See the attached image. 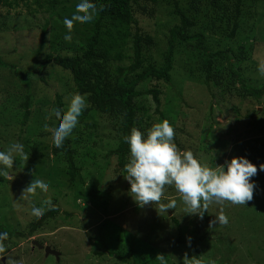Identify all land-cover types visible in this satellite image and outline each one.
Returning a JSON list of instances; mask_svg holds the SVG:
<instances>
[{
  "label": "rangeland",
  "instance_id": "obj_1",
  "mask_svg": "<svg viewBox=\"0 0 264 264\" xmlns=\"http://www.w3.org/2000/svg\"><path fill=\"white\" fill-rule=\"evenodd\" d=\"M78 2L79 0L76 1V3ZM244 3L248 5V7L243 6L246 19L241 22L240 31L234 43L256 45L254 55L249 59L251 70H249L250 73L247 70V73L253 74V78L263 80L264 74L252 69L253 65L257 69L264 65V41H259V39L264 38V35H261L264 32V6H261L262 3L249 0H245ZM68 6L71 5H65V9L57 7L55 13L50 17L52 25H48L50 33L46 35L42 53H45L50 44L54 43L57 38H64L67 33L68 30L63 25V19L71 17L67 13ZM142 6L148 12L153 10L152 13H154L150 17H148L149 15L138 17V22L142 30L147 32L154 40L155 45L150 53L156 65H159L167 46L169 29L176 24V20L172 21L169 18L168 13L171 11V7L168 4L163 3L154 7L146 4ZM29 8L34 9V6L19 2L17 7L8 10L2 8L0 11V61L8 65H14L19 73L34 71L32 69L31 52L40 45L39 32L37 31L47 21L45 18L48 16L45 15L43 19L35 16L37 21L32 22V18L28 16ZM58 15L61 19L57 17ZM141 18L143 19L141 20ZM34 27H37V29ZM77 33L76 30L73 35H77ZM73 35H71L72 38H74ZM254 38L259 39L255 42L253 41ZM180 54L177 55L174 63V81H172V84L175 93H178L177 89L180 86L179 95L181 100H179L177 112L180 111L183 115H189L187 118L188 123L187 121H177L175 123L185 131L181 133H184L183 136L179 135L178 132L176 137L180 143L182 142L184 151L191 150L194 157L203 165L215 167L216 154L194 151L197 149V145L194 144L192 145L194 149L191 147L188 149L187 142L186 145H183L186 134H191L194 131L200 134L204 131L203 136L209 137L208 140L211 143L210 151L215 152L216 148L222 151L218 154L220 158V162H217L218 165L231 158L235 141H246L251 137L258 136L264 142V104L259 107L254 101L223 98L219 96L218 90L211 89L208 92L199 84L200 82H184L183 71L184 64H186V55ZM124 63H127V61ZM12 71L0 70V107L3 106V100L8 98L6 105L8 109L13 110L15 108L13 104L16 103L13 102L15 97L13 99L12 95H17V101H21L25 95H30L32 100L30 113H32V117H35L36 111L46 112L48 115H46L44 123H49L52 126L53 108L51 106L55 100V93H62L64 88L63 84L59 83V77H55L59 81L57 79L55 81L46 79V84L37 79L31 80L29 88L21 84L17 78L13 80L16 86L10 87V84H6L4 79L11 81L9 77L13 73ZM50 71L49 68L48 72ZM5 84L8 90L4 87ZM161 90L163 93L161 103L165 105L167 97L172 92L170 87L166 86H162ZM28 92L29 94H26ZM42 95L47 97V101ZM67 98V96L64 98L66 106L68 103ZM145 99L151 107L150 98L146 97ZM230 104H235V107L238 108L237 116L233 114ZM210 106L215 108L212 115L209 109ZM40 109L42 111H39ZM247 110L249 111L247 112ZM255 110L258 112L255 115L257 116L255 121L260 122V128L254 133L253 129L248 130V119L246 117L248 114H253ZM150 111L152 112V109ZM32 117L29 118L26 123L28 127L23 132L19 130L18 123L11 121V118L9 123L6 118L0 115V124H2L0 125V150L6 149L13 142L23 144L25 140L33 141L35 139L33 135L38 131L41 132L45 124L42 122L38 125V119ZM87 123L90 124V121H87ZM210 125H212L211 134L213 138L210 137L211 134L209 133ZM38 126H42V128ZM101 126L99 125V131L103 132ZM231 129L236 130L238 134L241 132L240 137L236 138L237 135L235 132H230ZM73 130L74 132L72 131L67 137L71 141V146L75 144L74 138L77 134L81 136L79 142L81 141V144L84 143L83 145L86 146L78 149L79 166L82 168L85 186L83 187L85 190L81 189L79 192L84 197L87 194V188H89L100 193L99 197H107L96 202V204H92L89 200L77 201L78 207L75 204L72 207L71 201H73L74 194L70 195L69 190L63 188L62 178L65 177V173L60 171L61 165L55 163L59 159L50 157L45 161H37L33 159L31 153H26L28 155L26 160L29 166L28 169L33 170L32 173L31 171L25 173L26 166L24 163L18 164L19 160H15L13 170H10L9 173L10 176L6 177L9 182L2 180L3 177H0V232H4V228H9L12 231L23 233L25 237L29 233L32 236L27 239L15 237L7 239L4 243L5 252L0 253V264H113L107 255L102 258L95 257L91 252V248L95 249V244H97V247L100 246L99 241H91V238L97 234L98 226L106 221V218L113 226L108 227L110 228L108 233L106 231L108 228L105 230L106 232L98 233L99 236L96 237V240L99 237L102 238L101 245L107 247H114L115 245L119 247L122 244L130 243L125 249L130 250L131 244L136 250L139 248L140 251L136 253V256L139 260L140 258L144 259L145 264H160L157 255H163L165 264L263 263L264 180L261 178L262 176L256 174L252 178L256 185L253 199L247 201L244 205H236L238 206L236 210L240 211V214L243 211L246 212L241 216L231 214L232 207L235 205L228 201L221 204L210 203L205 218L195 214H187L189 209L174 185H165L164 193L159 202H150L147 205L138 206L134 201V194L129 190V183L124 178L126 175L118 171L116 159L114 157L104 158L105 153L113 147L112 137L102 136L100 138L103 139L106 146L100 148L97 146V152L99 153L97 155L95 150H92L95 138L83 135L78 128ZM246 130L249 131V134ZM44 131L48 133L47 138L36 139L37 143L41 141L37 148L43 149V142H45L44 150L49 153L51 150V137L48 131L45 129ZM91 132L93 133L92 130ZM225 143L227 145L224 147ZM258 145L259 143L256 144V146ZM100 150L103 152L100 153ZM84 154L86 156L83 157ZM57 170L60 172H56ZM55 172L58 175H55ZM30 175L33 179H46L49 188L46 192L37 190V194L29 200L21 196V193L30 182L31 179H28ZM53 197L57 199L56 205L59 207L58 214L54 217L55 220L50 223L45 222L42 228H37L34 232H31L29 224L35 222V218L31 215L29 205L32 206L33 203H40L44 199ZM170 200L176 201V207L162 210V207ZM97 204L100 205L98 208L95 206ZM85 208L92 209L96 214ZM104 209L108 212L107 217L105 211H103ZM221 209L228 217V222L226 224L216 223L209 227L210 221L215 219ZM233 209L235 210V207ZM67 214L70 215V218L67 217ZM172 218L178 221L182 229L180 233L182 243L177 244L179 234H177ZM122 228L126 230L119 231ZM115 232L119 234L117 239V233ZM200 237H202L201 242L198 241ZM33 239L53 247L59 253V261L52 255L45 257L42 251L34 250L32 252L29 241ZM122 252L120 251V254ZM133 256L134 253L128 255L130 262L134 259ZM1 259H3V262Z\"/></svg>",
  "mask_w": 264,
  "mask_h": 264
},
{
  "label": "trees",
  "instance_id": "obj_2",
  "mask_svg": "<svg viewBox=\"0 0 264 264\" xmlns=\"http://www.w3.org/2000/svg\"><path fill=\"white\" fill-rule=\"evenodd\" d=\"M76 1L0 0V11L2 8L8 10L17 7L19 2L34 6V9H28V16L32 18V22L37 21L35 16L43 19L45 15H48L45 18L47 21L37 31L39 32L40 45L31 52L32 69L34 71L19 73L14 65H8L1 61L0 70H13L9 77L11 81L4 79L6 84H10V87L16 86L13 80L17 78L21 84L29 88L31 80L37 79L46 84V79L55 81L57 79L55 77H59L60 81L57 80L63 84L64 88L62 93H55V100L51 107L53 109L60 108L61 113L67 107L64 102L65 96L69 97L77 92L85 96L87 107L78 118L76 128L83 135L95 138L92 150H95L97 155L99 154L97 146L99 148L106 146L103 139L100 138L102 136L112 137L113 147L105 153L104 158L114 157L119 173L122 172L127 175L125 165L128 163L130 152L124 137L130 133L133 127L146 134L154 123L166 119L174 129V142L177 149L180 152L184 151L182 142L180 143L176 137L178 134L183 136L184 133H181L185 131L175 123L177 121H187L188 123L187 118L189 115H183L180 111L177 112L179 100H181L179 95L180 86L179 89L176 87L178 93H175L172 84V81H174V63L177 55H181L180 53L186 55V64H184L183 71L184 82H200L199 84L208 92L211 89L218 90L219 96L223 98L254 101L259 107L264 104V79L253 78V74L247 73V70L249 73V70H251L249 59L254 55L256 45L254 43V46L249 43L245 45L234 43L240 31V24L246 19L243 6L248 7V5L244 3L245 0H92L96 4V15L88 23L74 22L70 35L76 33V30L78 33L73 35L74 38L71 37L73 42L71 40L66 41L64 38H57L54 43L50 44L48 50L42 53L46 35L50 33V29H48V25L52 23L50 17L55 13L57 7L65 9L67 4L71 5L68 6L67 13L72 15L75 11ZM249 1L259 2L262 3L261 6H264V0ZM163 3L171 7L168 16L172 21L176 20V24L169 29L167 46L162 55V61L159 65H156L150 53L155 45L154 40L139 26L138 17L144 15L150 17L154 14L152 13L153 10L148 12L142 5L146 4L154 7ZM57 17L61 19L59 15ZM34 28L37 29V27ZM261 35H264V32ZM258 39L254 38L253 41L257 42ZM259 41H264V38L259 39ZM126 61L127 63H124ZM49 68L51 69L50 72H48ZM252 70L260 72L255 65H253ZM222 80L224 81L222 82ZM6 84L4 87L7 89ZM162 86L170 87L172 92L167 97L165 105L161 103ZM26 94H29V92ZM6 96L8 97L7 94ZM44 96L42 95L47 101V97ZM11 97L13 99L15 97L13 100L16 103L13 104L15 108L13 110L8 109L6 105L8 98L4 99L3 106L0 107V115L6 118L9 123L11 121L18 123L19 130L24 132L28 127L26 123L32 117V113H30L32 100L30 95L23 96L21 101H17V95ZM146 97L150 98L151 107L145 99ZM217 102L219 103V101ZM230 107L233 114L237 116L238 108L235 107V104H230ZM150 109H152V112ZM209 109L212 115L215 108L210 106ZM257 114L258 112L255 110L253 114H248L246 117L248 119V130L253 129L254 133L260 128V122L255 121L257 118L255 115ZM46 115H48L46 112L36 111L35 117L38 119V125L44 123ZM52 119V125H54L58 117L53 115ZM87 121H90V124ZM48 125L50 126L49 123ZM99 125H102L101 128L105 133L99 131ZM39 128H42V126ZM44 129L33 135L35 138L33 141L25 140L23 142L24 152L31 153L33 159L37 161H45L50 157L59 159L55 163L56 165L60 164V171L65 173V177L62 178L63 188L69 190L70 195L74 194L71 206L73 207L74 204L77 206V201L81 200H89L92 204H96V202L106 198L107 196L99 197L100 193L89 188H87V194L84 197L79 192L81 189L85 190L83 188L85 186L82 168L79 166L78 149L86 147L83 145L84 143L79 142L80 134H77L74 138L76 146L75 144L71 146V141L66 138L61 148L57 149L51 141V150L48 153L44 150L45 142H43V149L37 148L41 144V141L37 143V140L47 138L48 133ZM209 130L211 134L212 125L209 126ZM248 130L246 132L249 134ZM72 131L74 132V130ZM230 132H235L236 138L240 137L241 132L238 134L236 130L232 129ZM203 134H205L204 131L200 134L197 131L186 134L183 145H186L187 142L188 149L190 147L194 149L192 147L194 144L197 145V149L194 151L216 154V166L218 165L217 162H220L218 154L222 151L218 148L215 152L210 151L209 137H205ZM210 137L213 138V135L211 134ZM188 139L189 141H187ZM235 142L231 157L244 156L257 167L264 163V142L260 137L254 136L246 141L237 140ZM258 143L259 145L256 146ZM226 145L227 143L224 147ZM102 152L100 150V153ZM82 156L84 157L86 154ZM15 160H19L18 164L24 163L26 166L25 173L33 172V170L28 169V162L24 158L16 156ZM60 171L57 170L56 172L59 173ZM56 172L55 175H58ZM257 174L262 176L261 178L264 180V171H260L259 167ZM31 178L30 175L28 179ZM2 180L9 182L6 177H3ZM51 201L54 208L51 210L46 209L44 215L34 217L35 222L29 224L31 232H34L37 228H42L43 223H50L55 220L54 217L58 214L59 207L56 205V198H51ZM95 206L98 208L100 205ZM238 206H233L235 210L232 207L231 214L233 216H241L246 213L243 211L240 214V211L236 210ZM29 207H32L31 204ZM88 210L96 214L92 209ZM103 211H105L107 217V210L104 209ZM67 217L70 218V215L67 214ZM202 217H206V212ZM172 221L177 234H179L177 244L182 243V236L180 235L182 229L177 220L172 218ZM110 226H113V224L109 223L108 218L98 226L97 234L91 238V241H99L100 246L97 247V244H95V249L91 248L93 255L101 258L107 255L113 264L120 262H124L123 264H145L144 259L140 258L139 260L136 256V253L140 251L139 248L136 250L131 244L130 250L125 249L130 243L122 244L119 247L118 245L107 247L101 245L102 238L99 237L96 240V237L99 236L98 233L101 234L106 231L108 233L110 231L108 227ZM125 230L122 228L119 231ZM4 232L8 233L7 239L24 236L22 233L12 231L9 228H4ZM115 233H117V239L119 234L118 232ZM198 241L201 242L202 237ZM198 241L196 240L197 245ZM132 253H134V259L130 262L128 255L130 256ZM262 264H264V259Z\"/></svg>",
  "mask_w": 264,
  "mask_h": 264
},
{
  "label": "clouds",
  "instance_id": "obj_3",
  "mask_svg": "<svg viewBox=\"0 0 264 264\" xmlns=\"http://www.w3.org/2000/svg\"><path fill=\"white\" fill-rule=\"evenodd\" d=\"M96 15V4L92 0H79L75 4V11L71 17L63 19V25L68 30L64 36L66 41L71 40V31L76 21L83 23L91 22ZM264 74V65L259 67ZM67 108L61 113L60 108L53 109V115L58 117L54 125H44L50 133L52 144L59 149L65 139L71 134L78 124V118L87 107L86 97L80 93H73L68 98ZM129 147V160L125 165L127 173L124 178L129 183V190L134 194V201L138 206H144L150 202H159L165 190V185H174L177 192L181 194L184 204L188 207L187 214H195L202 217L207 211L208 205L215 202L221 204L224 201L234 205H244L253 199L255 182L258 167L264 171V163L258 167L251 163L244 156H233L225 160L223 164L209 167L203 165L194 157L191 150L180 152L174 142V129L168 120L154 123L145 133L133 127L130 133L124 137ZM20 156L27 160L28 155L24 152V145L20 142L10 143L6 149L0 150V177L10 176L13 170L15 157ZM49 183L44 178H31L30 182L22 190L21 196L31 199L37 194V190L46 192ZM80 202V201H78ZM77 202V204H78ZM176 201L170 200L162 210L174 209ZM54 208L50 198L40 203H33L31 215L39 217L44 215L46 209ZM228 217L223 210L218 213L209 227L216 223L226 224ZM54 233V232H53ZM23 235V233H22ZM29 233L26 237L31 238ZM8 233L0 232V253L5 252L4 241ZM35 242L38 246H33ZM30 249L44 252L45 257L52 254H45V248L59 253L50 245L39 243L35 239L29 241ZM160 264H165L163 255H157ZM3 262V259H1Z\"/></svg>",
  "mask_w": 264,
  "mask_h": 264
},
{
  "label": "water",
  "instance_id": "obj_4",
  "mask_svg": "<svg viewBox=\"0 0 264 264\" xmlns=\"http://www.w3.org/2000/svg\"><path fill=\"white\" fill-rule=\"evenodd\" d=\"M32 245H33V246H36V247H38V248L41 249V247L38 246L35 242H33ZM45 254H46V255H48V254H52V255H54V256L58 259V254L55 253V252H53V251H51L49 248H45Z\"/></svg>",
  "mask_w": 264,
  "mask_h": 264
},
{
  "label": "bare ground",
  "instance_id": "obj_5",
  "mask_svg": "<svg viewBox=\"0 0 264 264\" xmlns=\"http://www.w3.org/2000/svg\"><path fill=\"white\" fill-rule=\"evenodd\" d=\"M51 5V4H50ZM119 167V166H118Z\"/></svg>",
  "mask_w": 264,
  "mask_h": 264
}]
</instances>
